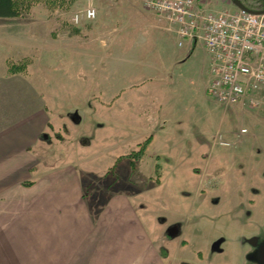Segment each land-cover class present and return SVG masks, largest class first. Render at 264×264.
<instances>
[{"label":"rangeland","instance_id":"374dc122","mask_svg":"<svg viewBox=\"0 0 264 264\" xmlns=\"http://www.w3.org/2000/svg\"><path fill=\"white\" fill-rule=\"evenodd\" d=\"M39 3L7 23L23 48L6 67L27 62L14 78L32 83L25 110L50 118L40 159L79 160L92 172L88 192L144 191L151 216L176 223L168 234L184 263L264 264V105L217 104L203 45L179 48L142 0ZM90 7L97 18L76 24ZM150 137L149 157L133 171L128 156Z\"/></svg>","mask_w":264,"mask_h":264},{"label":"crops","instance_id":"0c3cea01","mask_svg":"<svg viewBox=\"0 0 264 264\" xmlns=\"http://www.w3.org/2000/svg\"><path fill=\"white\" fill-rule=\"evenodd\" d=\"M19 18H0V264H184L168 234L176 223L152 217L144 191L88 192L92 172L79 160L40 159L50 118L25 110L23 89L32 83L6 67L23 48L7 32ZM148 157L147 149L141 163Z\"/></svg>","mask_w":264,"mask_h":264},{"label":"built area","instance_id":"2783aa9c","mask_svg":"<svg viewBox=\"0 0 264 264\" xmlns=\"http://www.w3.org/2000/svg\"><path fill=\"white\" fill-rule=\"evenodd\" d=\"M146 10L165 20L179 48L201 43L209 59L208 95L223 108L264 105V13L210 8L204 0H142ZM97 18L88 8L73 20ZM245 132V131H243Z\"/></svg>","mask_w":264,"mask_h":264},{"label":"trees","instance_id":"16d2710c","mask_svg":"<svg viewBox=\"0 0 264 264\" xmlns=\"http://www.w3.org/2000/svg\"><path fill=\"white\" fill-rule=\"evenodd\" d=\"M42 0H0V18H25L29 16L34 7L41 2ZM47 5L53 3H46ZM79 32L77 29L75 33ZM73 34V33H72ZM27 62L24 64H13L9 71L12 74L15 73H24L26 71ZM46 137V135H43ZM152 142V137L147 139L144 143L139 144L138 150L133 152L128 159L130 160V167L133 171L138 168V165L144 157L146 156V151ZM156 169L160 170V167L157 165Z\"/></svg>","mask_w":264,"mask_h":264},{"label":"flooded vegetation","instance_id":"af4514ba","mask_svg":"<svg viewBox=\"0 0 264 264\" xmlns=\"http://www.w3.org/2000/svg\"><path fill=\"white\" fill-rule=\"evenodd\" d=\"M213 1L217 3H229L237 7V9H238L237 3H240L242 6H244L246 9L250 11H259L264 8V0H213Z\"/></svg>","mask_w":264,"mask_h":264},{"label":"water","instance_id":"95a60500","mask_svg":"<svg viewBox=\"0 0 264 264\" xmlns=\"http://www.w3.org/2000/svg\"><path fill=\"white\" fill-rule=\"evenodd\" d=\"M237 6L239 9L247 11V12L252 13V14H263L264 13V8L259 10V11H250V10L246 9L244 6H242L240 3H237ZM262 258L264 259V251L262 253Z\"/></svg>","mask_w":264,"mask_h":264}]
</instances>
